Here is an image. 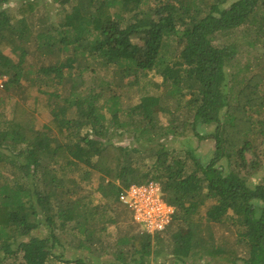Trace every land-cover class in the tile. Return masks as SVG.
<instances>
[{"label": "trees", "instance_id": "trees-1", "mask_svg": "<svg viewBox=\"0 0 264 264\" xmlns=\"http://www.w3.org/2000/svg\"><path fill=\"white\" fill-rule=\"evenodd\" d=\"M10 1L0 0V102L11 105L0 109V264H264V177L251 178L264 169V73L236 92L227 63L241 39L262 40L264 0H19L15 12ZM220 34L234 37L218 44ZM33 50L42 62L28 60ZM95 66L111 76L85 79ZM151 71L162 81L125 100ZM37 112L51 124L39 128ZM210 126L206 160L170 145ZM120 131L129 143L111 138ZM152 180L175 206L155 234L119 198ZM125 208L134 228L110 245Z\"/></svg>", "mask_w": 264, "mask_h": 264}, {"label": "rangeland", "instance_id": "rangeland-1", "mask_svg": "<svg viewBox=\"0 0 264 264\" xmlns=\"http://www.w3.org/2000/svg\"><path fill=\"white\" fill-rule=\"evenodd\" d=\"M19 0H11L8 4V8L15 12L17 10V7L19 6ZM53 12L56 15V20L60 18V11L63 8V5H60V3H55L53 6ZM49 9V7H48ZM47 10L45 5H42L41 11L42 13ZM246 27H250L247 25ZM239 37L242 36V32H239ZM257 35L253 32L252 34L246 36V38H239L241 39V43L239 45V48L237 50V53L233 58L228 59V70L230 74V80L231 84L236 85L235 91L237 90L245 83V81L248 78H251L252 76H257L258 72L262 71L264 73V35H262V40L258 45L255 47L251 44V42L258 38ZM234 36H230V38H233ZM230 38H228L227 35L220 34L219 39L217 41L218 44H227L230 42ZM8 52L13 56L17 57L14 52L11 50H8ZM41 55L37 50H33L32 53L29 55L28 60L30 62H42V59L40 57ZM43 57V56H42ZM94 69V70H92ZM111 69H104L101 67L95 68H89L84 71L83 77L87 80H92L94 77H110L111 76ZM153 80L154 82H161L162 77L155 73L154 71H151L148 76L142 77L140 83L135 84L133 88L129 91V97L125 100H130L131 103H136L141 94L145 91L152 90V84L150 80ZM38 89V88H37ZM35 90V94H39V97L42 101H45L48 97V93L38 92V90ZM6 90L0 89V97H6ZM234 100V99H233ZM2 103L0 102V109L5 110L8 114H10V101L7 98L2 99ZM27 103L31 106L34 104V98L28 97ZM37 126L39 128H43L45 125L47 126L50 123L51 120V114L49 112H37ZM10 116V115H9ZM108 117H111V114L108 113ZM162 120L164 123L168 122L167 115H164L162 117ZM214 131V126L205 127L204 133L206 136H209L208 138L201 139L194 135V133L190 130L186 134L180 136L176 139V141L170 142V145L173 147L177 153L181 155H185L187 150L192 147L197 150V152L201 155L204 160L209 158V155L211 151L215 148V141L212 137H210L211 133ZM129 133H122L120 132H113L112 139L116 141H120V143L126 144L127 142H130ZM264 149L262 150V152ZM261 160H264V153H261ZM72 174V173H71ZM75 176H78L79 174L77 172L73 173ZM264 177V169L261 167L260 170L256 173H254L251 178L255 182L262 181V178ZM98 183V174L93 173L92 175V186H96ZM101 200V196L97 194L96 202H99ZM125 207V206H124ZM127 212L123 214V218L118 224L109 225L108 230L106 231V235L104 236V240L110 244L113 245L118 236L128 230L133 229V225H135V222L132 218V214L128 208H125ZM133 224V225H132ZM137 226V224H136ZM137 229H140L137 226ZM142 229V228H141ZM135 230V229H134ZM136 231V230H135ZM225 229L221 226L216 227L217 236L221 237L223 236V232ZM35 234L44 235L46 233V229L42 228L38 232H34ZM229 240H232V238H229ZM107 245V244H106ZM110 245H108L110 247ZM97 247V246H96ZM111 248V247H110ZM112 249V248H111ZM98 250V247H97ZM113 250V249H112ZM108 249H105L100 254L101 257H103L105 260L112 257L111 252H108ZM79 254V253H78ZM70 255V254H68ZM55 264H69V263H61L57 261H54Z\"/></svg>", "mask_w": 264, "mask_h": 264}, {"label": "built area", "instance_id": "built-area-1", "mask_svg": "<svg viewBox=\"0 0 264 264\" xmlns=\"http://www.w3.org/2000/svg\"><path fill=\"white\" fill-rule=\"evenodd\" d=\"M8 82L9 76L0 73V89H5ZM119 198L131 210L135 222L144 232H162L173 220L175 206L165 199L158 181L132 184L121 192Z\"/></svg>", "mask_w": 264, "mask_h": 264}]
</instances>
